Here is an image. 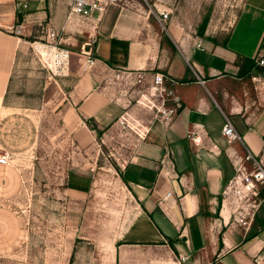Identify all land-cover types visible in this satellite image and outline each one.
<instances>
[{
    "label": "crops",
    "instance_id": "0c3cea01",
    "mask_svg": "<svg viewBox=\"0 0 264 264\" xmlns=\"http://www.w3.org/2000/svg\"><path fill=\"white\" fill-rule=\"evenodd\" d=\"M23 3L28 7L21 38L11 29ZM60 7L58 0H0V113L15 86L16 63L40 50L31 41L36 39L49 50L70 53L67 64L49 67L59 74L69 65V76L77 78L70 79V114L62 121L79 149L90 146L92 123L104 129L119 114L131 115L133 94L117 97L110 86L112 78L127 74L140 95L154 87V74H164L166 98L160 96L178 114L182 134L197 136L190 145H172L164 157L140 154L126 163L121 180L130 204L120 213L109 208L119 213L117 220L99 226L98 238L75 246L68 264H264V190L253 194L251 210L235 206L231 200L238 192L226 191L247 151L264 163V89L251 80L258 72L253 60L264 54V0H246L226 39L202 40L200 48L198 42L168 43L145 7L110 5L90 18ZM95 19L94 28L75 24ZM51 31L55 40L48 37ZM2 114L7 118L8 109ZM225 117L241 141L223 137ZM247 212L251 218L244 217Z\"/></svg>",
    "mask_w": 264,
    "mask_h": 264
},
{
    "label": "rangeland",
    "instance_id": "374dc122",
    "mask_svg": "<svg viewBox=\"0 0 264 264\" xmlns=\"http://www.w3.org/2000/svg\"><path fill=\"white\" fill-rule=\"evenodd\" d=\"M148 1L169 12L166 22L161 24L157 20L156 8L150 9L145 0H121V4L145 7L166 41L169 43L172 39L177 44L215 38L225 40L246 2ZM58 2L59 9L67 10L72 0ZM22 23L23 20L17 21L15 26ZM37 51L30 50L16 63L15 86L4 104L9 116L2 114L4 108L0 113V154L10 155L9 164L0 166V264H68L75 246L84 244L86 238H98L96 234L102 232L99 226L113 224L124 205L130 204L128 189L121 180L126 163L140 154L164 157L172 145H190L197 139V136L182 134L178 114L169 110L171 105L165 100V92L164 98L148 87L143 88L140 95L136 92L138 86L128 85L125 77L123 80L115 76L110 81L112 94L117 97L124 92L133 94L128 103L131 115L124 119V114H119L104 129L92 123V142L86 150L79 149L67 135L62 121L70 114L65 94L73 84L71 81L77 78L69 76V65L59 74L55 73L52 69L55 67ZM153 126L154 131L147 135L145 132ZM146 144L155 148L149 149ZM261 188L257 194L261 195L264 190ZM65 191L76 193L78 197L69 198ZM237 192L231 201H237L235 206L240 209L251 210L254 195ZM109 208H117L119 213L114 214ZM242 210L239 212H244ZM244 217L251 218L250 213H245Z\"/></svg>",
    "mask_w": 264,
    "mask_h": 264
},
{
    "label": "built area",
    "instance_id": "2783aa9c",
    "mask_svg": "<svg viewBox=\"0 0 264 264\" xmlns=\"http://www.w3.org/2000/svg\"><path fill=\"white\" fill-rule=\"evenodd\" d=\"M150 9L153 7L156 8L155 16L157 20L162 24L167 21L169 18V12L166 10L161 11L157 5L154 3L153 5L149 4L148 0H145ZM127 2V0H126ZM121 4V0H72L70 4L71 13L84 17L90 18L94 13H103L110 5H118ZM124 5V3H123ZM18 7L26 9L28 5L26 3L19 4ZM152 11V10H151ZM13 32L16 35H22L23 25L16 26ZM48 36L51 37L52 40H55V34L50 33ZM202 46V41L197 43V47L200 48ZM58 50H53V52L57 53ZM90 56V54L88 55ZM255 68L258 70L256 74L251 77V80L257 85L264 89V54H258L254 58ZM89 62L92 60L89 59ZM119 76V75H118ZM130 74L125 76V79H131ZM167 77L164 74L156 73L154 74L152 90L159 92L160 95L166 92L165 82L167 81ZM223 137L229 142L241 141L242 137L239 132L235 129V126L229 117H225V122L222 128ZM10 162L9 153L0 154V166L8 165ZM264 185V163L261 159L257 158L252 152L247 151L244 158L240 160L238 165L236 166V174L230 180V184L227 187L228 193L231 191L237 192V190L245 191L247 193L255 194L260 186ZM249 195V194H248ZM247 195L245 196V198Z\"/></svg>",
    "mask_w": 264,
    "mask_h": 264
},
{
    "label": "bare ground",
    "instance_id": "6f19581e",
    "mask_svg": "<svg viewBox=\"0 0 264 264\" xmlns=\"http://www.w3.org/2000/svg\"><path fill=\"white\" fill-rule=\"evenodd\" d=\"M102 14L103 13H99V15H102ZM95 23H96V19L95 20H91L88 23L87 22L77 21L75 24L78 25L81 28H88V29H90V28H94L95 27ZM35 46H37L40 49L38 51L45 56V58L48 60V63H50V65L52 67H56L57 61H60L62 63H65L66 61L69 62L70 53L67 52V51H65V50H62V51L61 50H58L57 53H56V52H52L51 50H49L48 48H46L45 45L40 44V43L35 44Z\"/></svg>",
    "mask_w": 264,
    "mask_h": 264
},
{
    "label": "trees",
    "instance_id": "16d2710c",
    "mask_svg": "<svg viewBox=\"0 0 264 264\" xmlns=\"http://www.w3.org/2000/svg\"><path fill=\"white\" fill-rule=\"evenodd\" d=\"M23 18H24V9L21 7H18L17 19H18V21H21V20H23ZM200 34H202V32ZM252 67H254V62H253Z\"/></svg>",
    "mask_w": 264,
    "mask_h": 264
}]
</instances>
